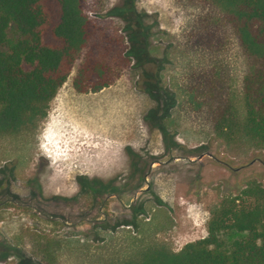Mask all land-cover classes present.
Wrapping results in <instances>:
<instances>
[{
	"label": "rangeland",
	"instance_id": "374dc122",
	"mask_svg": "<svg viewBox=\"0 0 264 264\" xmlns=\"http://www.w3.org/2000/svg\"><path fill=\"white\" fill-rule=\"evenodd\" d=\"M123 1L84 0L93 32L47 116L28 133L0 135V264H121L148 248L179 251L208 235L222 199L264 187V148L220 138L196 107L197 79L214 74L243 114L251 65L223 11L209 0H133L159 60L147 65L160 80L150 92L128 55L126 21L110 15ZM47 6L44 40L56 44L62 5ZM95 60L111 84L78 91ZM39 236L58 243L52 262L34 254Z\"/></svg>",
	"mask_w": 264,
	"mask_h": 264
},
{
	"label": "trees",
	"instance_id": "16d2710c",
	"mask_svg": "<svg viewBox=\"0 0 264 264\" xmlns=\"http://www.w3.org/2000/svg\"><path fill=\"white\" fill-rule=\"evenodd\" d=\"M47 1L0 0V135H22L37 128L92 35L84 0H59L61 19L53 27L58 42H45L51 25ZM209 1L225 14L251 66L244 80L243 114L214 74L197 79L196 107L207 112L220 138L246 139L264 148V0ZM110 15L126 21L128 55L142 68L144 85L152 92L160 80L147 65L159 60L149 50L151 26L144 22L145 15L137 11L133 0H124ZM82 70L74 81L80 92H96L111 84L110 67L102 61H87ZM94 75L99 80L90 87ZM231 233L241 236L228 242L225 239ZM55 242L39 236L34 254L52 262L51 255L59 249ZM121 264H264V187L253 182L239 194L222 199L211 211L206 237L188 242L179 251L148 248Z\"/></svg>",
	"mask_w": 264,
	"mask_h": 264
}]
</instances>
